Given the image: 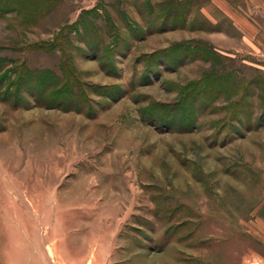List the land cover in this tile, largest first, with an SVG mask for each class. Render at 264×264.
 Segmentation results:
<instances>
[{
  "label": "rangeland",
  "instance_id": "1",
  "mask_svg": "<svg viewBox=\"0 0 264 264\" xmlns=\"http://www.w3.org/2000/svg\"><path fill=\"white\" fill-rule=\"evenodd\" d=\"M255 29L264 0H0V264H264Z\"/></svg>",
  "mask_w": 264,
  "mask_h": 264
},
{
  "label": "crops",
  "instance_id": "2",
  "mask_svg": "<svg viewBox=\"0 0 264 264\" xmlns=\"http://www.w3.org/2000/svg\"><path fill=\"white\" fill-rule=\"evenodd\" d=\"M262 1V0H261ZM228 13H229V15L230 16H233L234 18H235V16L238 14V12H235V11H227ZM243 26H245V27H248V25L247 24H244V25H241V28L243 27ZM255 35H256V37L258 38V37H260L261 38V40H263L264 39V36H263V32L262 31H260V29H255Z\"/></svg>",
  "mask_w": 264,
  "mask_h": 264
}]
</instances>
